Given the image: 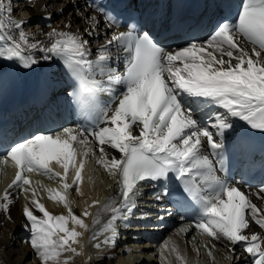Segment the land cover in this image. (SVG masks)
<instances>
[{"label": "snow or ice", "instance_id": "obj_1", "mask_svg": "<svg viewBox=\"0 0 264 264\" xmlns=\"http://www.w3.org/2000/svg\"><path fill=\"white\" fill-rule=\"evenodd\" d=\"M128 7L106 4L94 9L99 16L88 14L95 28L102 19L111 31L93 55L85 38V33L93 35L92 29L72 31L69 22L63 29L48 31L47 42L33 39L25 31L28 21L15 17L12 0H0V83L10 72L31 73L47 63L43 73L47 86L55 92L61 78L70 80L68 95L86 116L83 126L37 131L22 138L9 137L0 129V157L5 164L10 158L17 169L0 198V209L7 210L12 203L14 187L31 192L33 207L26 205L23 213L32 249L40 264H69L71 256L61 257L65 252L80 254L72 245L82 233L68 225L87 228L82 216L90 215L87 210L76 215L66 194L73 186L80 192L86 162L77 161L74 145H88L85 158L94 154L91 145H95L100 153L97 163L117 176L119 186L116 196L101 208L110 213L100 229V234L110 233L104 243L115 240L118 222L126 221L137 207L141 183L159 182L177 207L196 209L192 218L201 234L227 240L234 256V246L242 245L252 264H264V235L246 234L253 221L264 229V207L229 178L226 155H250L254 150L251 133H264V0H240L234 15L227 0H213L210 35L180 37L183 43L177 47L170 43L175 42L173 37L155 30L154 18L135 11L123 24L126 30L115 31L121 26L122 10ZM104 93L109 94L107 101L101 100ZM236 121L248 131L226 145ZM105 146L118 152L119 158L109 157ZM260 152L264 157V145ZM53 162L63 173L52 167ZM261 163L264 167V159ZM70 169L75 175L68 183ZM33 172L59 179L65 191H47L53 201L64 204L68 215L53 214L37 198L35 187H25L31 185ZM171 180L176 188L170 187ZM257 197L264 203V188ZM160 198L157 194L156 199ZM96 236L93 232L92 238ZM176 255L181 264H187L178 249ZM208 255L212 257L210 249Z\"/></svg>", "mask_w": 264, "mask_h": 264}, {"label": "bare ground", "instance_id": "obj_2", "mask_svg": "<svg viewBox=\"0 0 264 264\" xmlns=\"http://www.w3.org/2000/svg\"><path fill=\"white\" fill-rule=\"evenodd\" d=\"M5 2H7V0H5ZM14 3H16L17 6H15ZM144 3L145 6L150 7L153 1L144 0ZM12 4L15 9V17L28 21V24L25 25V31L33 39L47 42L46 33L48 31L52 28L63 29L66 24L71 22L72 31L83 33L85 29H92L93 35L88 36L85 33V38L89 39L93 55H95L96 48L104 44L105 40L111 37V31L107 28L102 19L99 28H95L91 25L88 14L91 13L92 15L99 16V13L94 11V6H88L82 0H12ZM114 30L120 31L118 28ZM105 33H107V35H105ZM170 43L172 47L178 46L177 41L174 43L171 41ZM48 67L49 65L44 63L41 68L30 74L31 76H35L38 82L39 77L43 76L45 69ZM120 70L123 71L122 63L120 65ZM19 73L23 76L27 75L23 71ZM3 86L4 83H0V91L3 89ZM102 96L106 101L109 99L108 93H104ZM244 125L243 122L236 121L235 131L232 132L230 136H226V139L239 130H242ZM134 134H136L135 129ZM89 140H91V137H89ZM91 146L94 149V154L89 153L85 158L83 153L86 151L88 145H74L79 154L86 159L90 167L87 172L81 173L82 181L79 185V189L83 195L76 191V186L68 189L66 193L69 198L70 207L76 215L81 216L85 210L90 212V215L82 216L87 228L72 222L69 223V228H76L78 232L82 233V235L77 238L78 242L72 245L80 254L77 255L71 252H65L61 260L71 256L72 259L69 264H168V261L170 263L171 259H167L168 253L165 250L161 251L163 256H156L157 258H153L152 256L155 253L154 250L150 252L143 250L148 243H142L141 241L139 244H134V242H139L144 237L143 233H141L142 229L140 228L143 221L140 219V222L139 218L142 214L147 212L148 207H151L154 211L157 210L158 212L164 213L161 218H164L165 221H175V217L165 211L167 208L165 204H163L164 199L159 191L154 188H150L151 192H145L144 194L138 193L136 195L135 200L137 207L134 210H139L136 212H140L141 214L135 215L136 212L133 210V214L129 215L125 221L128 222V224L122 223L123 221L118 222V232L115 240L111 243H104L106 236H109L110 233L100 234V229L110 218V213L101 212V208L110 198L116 196L119 186L116 182L117 176L110 174L105 167L97 163L100 153L95 145ZM105 150L109 153V157L116 156L119 158V153L112 150L110 147L105 146ZM8 160L11 161L10 158ZM12 164L14 165L13 162ZM52 167L56 171L63 173V168H59L57 163L53 162ZM74 175V171L70 169L69 176L67 177L68 183L72 182ZM29 176L39 178L38 180H41L44 185H48L49 183L60 185L63 190L62 192L65 191L59 179H51L39 172L30 173ZM13 179L14 177L7 175L4 170L0 169V198H2L4 190ZM25 187L33 186L25 185ZM35 188L38 193L37 198L40 199L41 203H43L50 212L55 215L61 213L68 215L67 208L63 203L53 201L49 195L45 194L38 187ZM261 188H264V185H258L248 190L242 189V191L246 194L250 193L249 198L254 203H257L258 206L264 207V203L257 197V193H259ZM10 191L13 193L12 203L9 204L7 210L0 209V264H40L39 257L29 243L31 232L28 227H26L29 222L23 213V209L26 205L33 207L31 204L32 194L31 192L27 194L20 192L19 189L15 187ZM157 194L161 196L159 200L156 199ZM94 200H99L100 204L93 206L92 202ZM0 203H3L2 199H0ZM98 213H100V222L96 223L95 221L97 220ZM36 214L40 215L39 212H36ZM178 223L179 222L173 224L168 230V236L170 238L169 247L173 248V264H181L176 255L177 249L180 254L186 258L187 264H252L251 257L243 252L242 245L234 246L236 252L234 256L229 251V248L233 246L229 244L227 240L217 241L207 235H203L195 228V224H192L187 229L183 228L182 231H179L177 230ZM153 225L155 227L153 230H158L164 223L158 222ZM93 232L97 233L96 239L92 238ZM257 232L264 235V229H261L253 221L246 234L251 235ZM192 234L195 237H193ZM96 244H100L101 247L97 248ZM209 249L212 252V257L208 255Z\"/></svg>", "mask_w": 264, "mask_h": 264}, {"label": "rangeland", "instance_id": "obj_3", "mask_svg": "<svg viewBox=\"0 0 264 264\" xmlns=\"http://www.w3.org/2000/svg\"><path fill=\"white\" fill-rule=\"evenodd\" d=\"M14 5L17 6L16 3H14ZM11 163H12V162H11ZM6 170H7V169H5L4 171H5V173L7 174ZM11 172H12V170H11ZM29 177H31V176H29ZM33 179H34L35 182H33V185L31 184V186H33V187H38L40 190H42V191H43L45 194H47V195H49V193H48V191H47L48 188L59 189L61 192L63 191L60 185H56V184L53 185V184H51V183H49L48 185H44V184H42L43 182H41V180H38L39 178H37V177H32V178H30L31 182H32ZM39 181H40V182H39ZM52 185H53V186H52ZM46 186H47V187H46ZM169 250H170V251H168L169 254H168V258H167V259H171V260H170V263H169V261H168V264H173V261H172V257H173V256H172L173 248L170 247ZM168 252H167V253H168ZM166 257H167V256H166ZM169 257H170V258H169ZM39 263H40V261H39Z\"/></svg>", "mask_w": 264, "mask_h": 264}]
</instances>
